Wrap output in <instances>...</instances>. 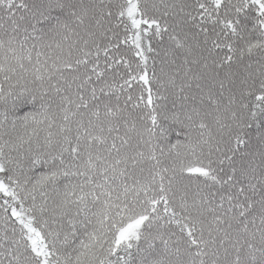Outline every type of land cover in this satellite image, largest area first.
<instances>
[{
    "label": "snow or ice",
    "instance_id": "1",
    "mask_svg": "<svg viewBox=\"0 0 264 264\" xmlns=\"http://www.w3.org/2000/svg\"><path fill=\"white\" fill-rule=\"evenodd\" d=\"M0 264H264V0H0Z\"/></svg>",
    "mask_w": 264,
    "mask_h": 264
}]
</instances>
